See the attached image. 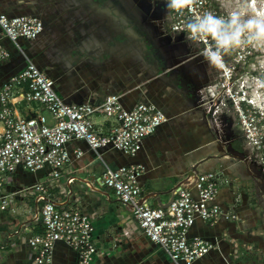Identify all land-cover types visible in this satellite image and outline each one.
Instances as JSON below:
<instances>
[{"label":"crops","instance_id":"0c3cea01","mask_svg":"<svg viewBox=\"0 0 264 264\" xmlns=\"http://www.w3.org/2000/svg\"><path fill=\"white\" fill-rule=\"evenodd\" d=\"M0 14L33 17L43 24L36 39H19L17 45L0 30V44L9 53L7 61L0 63V88L30 60L68 104L95 101L109 94L119 95L126 109L143 100L153 103L167 121L143 140L142 149L134 156L102 149L104 162L111 168L141 167V198L153 194L162 202L178 178L194 165H198V174L214 173L218 181L214 203L235 218L228 220L223 215L214 224L195 221L188 237L209 241L216 248L192 264H264V199L257 189L256 169L242 160L236 142L239 138L233 135L226 143L218 140L196 108L195 91L209 81L206 65L183 42L159 32L156 22L162 17L160 7L148 6L143 0H0ZM35 112L33 107L15 109L23 119ZM93 122L100 125L103 120L96 117ZM75 148L83 152L80 159L74 158ZM67 149L71 165L55 191L62 204L67 203L76 179L88 176L96 163L83 141H72ZM45 177L46 170L28 173L18 169L2 191L14 194ZM225 179L229 184L224 183ZM251 184L255 185L252 189ZM93 185L99 188L95 194L107 203L109 214L98 228V233L107 234L116 215L128 207L95 177ZM251 196L256 199L252 201ZM14 198L18 207L27 204L35 215L24 217L12 209L0 212V228L12 226L8 236L0 232V264H30L32 254L27 240L39 228L37 212L42 200L19 195ZM145 204L155 207V200ZM246 247L252 252L254 248L255 254ZM76 263L74 251L56 244L53 264ZM98 263L170 264L161 249L139 234L122 251L106 255Z\"/></svg>","mask_w":264,"mask_h":264},{"label":"built area","instance_id":"2783aa9c","mask_svg":"<svg viewBox=\"0 0 264 264\" xmlns=\"http://www.w3.org/2000/svg\"><path fill=\"white\" fill-rule=\"evenodd\" d=\"M143 1L162 9V17L156 22L159 32L183 42L206 65L209 81L195 91L196 108L213 129L221 127L231 131L235 122L242 134L238 137L242 160L250 164L251 146L253 151L259 152V162L264 163V134L258 126L259 121L255 120L256 110L262 116L264 111L254 103L252 95L249 96L250 74L244 72V69L250 71V64L254 65L250 61L261 52L251 47L235 49L224 56L222 66H211L202 55L206 45L189 41L184 30L186 21L206 11L223 15V0H196L190 9L181 12L168 10L166 0ZM42 29L43 24L37 18H9L0 14V30L15 45L19 39H36ZM8 58V50L0 44V63ZM20 106L33 107L35 115L21 118L15 113ZM96 117L102 118L103 123L95 124ZM211 120L215 125L212 126ZM166 121L153 103L143 100L126 109L116 94L68 104L54 91L52 81L30 60L19 74L2 85L0 212L12 209L18 215L32 218L35 215L32 208L27 204L18 207L14 196L45 199H41L37 212L39 228L27 240L32 254L30 264H53L58 243L76 253V264H97L100 258L122 251L136 234L161 249L170 264H192L216 248L209 241L188 237L196 220L214 224L223 215L228 220L235 218L232 212H225L214 203L218 190L214 173L198 174L192 190H179L171 204L161 209L139 204L141 167L111 168L100 154L102 149L111 148L134 156L142 149L143 140ZM72 141H83L95 155L96 163L91 165L87 175L95 177L128 207L116 215L110 233H98L99 225L109 214L103 197L76 182L69 190L66 204L57 198L58 181L71 165L67 144ZM73 155L80 159L83 152L75 148ZM18 169L28 173L46 170V177L14 194L5 193L2 189ZM224 183L229 184V181L225 179ZM237 249L236 246L234 255ZM245 250L249 252L250 247Z\"/></svg>","mask_w":264,"mask_h":264},{"label":"clouds","instance_id":"9594fccd","mask_svg":"<svg viewBox=\"0 0 264 264\" xmlns=\"http://www.w3.org/2000/svg\"><path fill=\"white\" fill-rule=\"evenodd\" d=\"M195 3L196 0H166V7L181 12ZM223 5V15L206 11L184 25L189 41L206 45L202 55L209 65L222 66L226 54L243 47L264 53V0H223ZM260 63L264 66V59ZM253 99L264 101V93L253 89Z\"/></svg>","mask_w":264,"mask_h":264},{"label":"rangeland","instance_id":"374dc122","mask_svg":"<svg viewBox=\"0 0 264 264\" xmlns=\"http://www.w3.org/2000/svg\"><path fill=\"white\" fill-rule=\"evenodd\" d=\"M256 59V60H254ZM252 58V60L250 61L251 63H253L254 65L250 64V91H249V96L250 94L252 95L251 97L253 98V89H257L259 93H264V87H262V83H264V66L259 65V62L261 59H264V53H259V56H256L255 58ZM259 61V62H257ZM254 103L256 105H258L261 108V111H264V101L261 102H257L256 100H254ZM251 110V108H250ZM260 111V112H261ZM255 116H256V121L258 122V126L260 127V131L264 134V116H262L263 114H260L257 110H256ZM254 115V113H253ZM250 117H253L252 115ZM212 122V126L215 125V122L213 120H211ZM220 121V120H219ZM208 122V121H207ZM209 126L210 123L208 122ZM211 128V126H210ZM231 136L230 139H232L234 136H242L239 128L237 127L236 123L234 122L231 128ZM210 130H212L213 135H215L218 139H220L223 143H226L225 141H228L229 139L225 138V130L224 128H211ZM229 131V129H226ZM230 132V131H229ZM230 132V133H231ZM238 148V147H237ZM241 148V147H240ZM239 149V148H238ZM259 155V152L257 151H253L251 149L250 146V165L253 166L256 169L257 175H256V180L258 183V190H260L263 199H264V163L259 162V159L257 158V156ZM254 184H251L250 189H252V187H254ZM252 201L254 199L253 196H251ZM256 199V198H255ZM254 199V200H255ZM255 254L254 252V248H253V252L252 250H249V253Z\"/></svg>","mask_w":264,"mask_h":264},{"label":"water","instance_id":"95a60500","mask_svg":"<svg viewBox=\"0 0 264 264\" xmlns=\"http://www.w3.org/2000/svg\"><path fill=\"white\" fill-rule=\"evenodd\" d=\"M197 167L198 165H194L190 171L181 175L178 178V180L172 185L165 202H162L157 196L153 194H149V195L142 197L139 200V204H145L148 200L154 199L156 208H161V209L167 208L171 204L176 193L179 190L181 189L182 190H192L193 189L194 185L197 182V177H198ZM76 181L79 182L80 184H83L88 189V191L93 192V193H99V188L93 185V181H94L93 176L79 177L76 179ZM39 199L45 200L42 197H39ZM129 209L131 210L132 207H129Z\"/></svg>","mask_w":264,"mask_h":264},{"label":"flooded vegetation","instance_id":"af4514ba","mask_svg":"<svg viewBox=\"0 0 264 264\" xmlns=\"http://www.w3.org/2000/svg\"><path fill=\"white\" fill-rule=\"evenodd\" d=\"M244 72H247V73L250 74V71H247V69H244ZM224 130H225V138L230 139V136H231L232 133L229 132L230 130L229 131L226 130V129H224ZM237 137H239V136H237ZM236 142L238 143V146H239V149H240V153H241V148H240L239 140L238 141L236 140Z\"/></svg>","mask_w":264,"mask_h":264},{"label":"trees","instance_id":"16d2710c","mask_svg":"<svg viewBox=\"0 0 264 264\" xmlns=\"http://www.w3.org/2000/svg\"><path fill=\"white\" fill-rule=\"evenodd\" d=\"M10 228H12V226H9V224H7L5 227L0 228L1 234L8 236V234L10 233ZM0 258H1V256H0Z\"/></svg>","mask_w":264,"mask_h":264}]
</instances>
